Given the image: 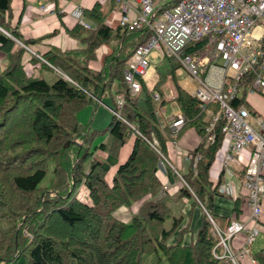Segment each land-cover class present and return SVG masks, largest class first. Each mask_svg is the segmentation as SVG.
Wrapping results in <instances>:
<instances>
[{"label": "trees", "instance_id": "1", "mask_svg": "<svg viewBox=\"0 0 264 264\" xmlns=\"http://www.w3.org/2000/svg\"><path fill=\"white\" fill-rule=\"evenodd\" d=\"M108 2L83 9L93 27L77 22L68 29L80 43L77 48L46 51L40 56L46 74H27L22 59L27 49L21 44L33 41L11 26V0H0V50L6 56L0 65V264H232L215 232V226L225 229L230 217L213 208L217 195H227L218 192L209 175L224 137L222 113L210 127L219 101L201 106L181 87L175 73L181 64L172 54L159 58L152 84L141 78V88L131 93L123 70L150 31L112 25L115 0ZM215 40L207 34L180 52L204 58L198 62L202 76L217 62L218 56L206 51ZM102 46L109 50L93 68L89 61ZM169 80L175 91L165 98ZM249 83L241 82L244 89ZM117 94L123 98L120 106ZM106 95L112 110L107 124L92 127L91 118L81 123L77 112L88 103L95 107ZM167 101H174L185 118L175 133L158 118V108ZM230 103L256 114L244 90ZM188 127L200 141L182 169L163 157L167 141L179 139ZM131 136L132 149L108 182L106 174ZM160 161L169 181H179L173 193L158 175ZM185 198L191 209L202 211L187 240ZM134 203L128 219L114 215L118 207ZM241 203V197L234 198L233 210L239 211ZM262 248L255 253L259 264H264Z\"/></svg>", "mask_w": 264, "mask_h": 264}, {"label": "built area", "instance_id": "2", "mask_svg": "<svg viewBox=\"0 0 264 264\" xmlns=\"http://www.w3.org/2000/svg\"><path fill=\"white\" fill-rule=\"evenodd\" d=\"M109 0H96L100 4ZM117 11L112 10V25L141 28L147 27L150 37L145 43L138 44L127 60L123 70L124 79L131 93L141 88V78L145 74L150 57L172 54L180 62V67L187 69L192 80L196 81L194 94L201 106L213 100L219 101V110L214 114L210 127L220 113L225 117L222 126L223 159L221 177L216 185L220 194L233 198L241 197L249 207L248 219L239 220L231 217L226 228L215 226L218 236L217 245L224 248L223 255L235 261L234 252L228 239L235 233L245 231L246 242L252 243L261 230L259 216L264 212V117H257L256 125L248 121L252 114L245 106H233L230 99L240 95L260 93L264 96V0H115ZM52 6V5H51ZM48 5L41 7L43 11ZM82 6H75L72 14L82 23ZM257 30V32H255ZM207 34L216 36L214 43L206 46L217 56V62H211L204 76L200 74L198 62L202 56L192 59L181 55L183 47L201 39ZM27 50L28 47L21 44ZM242 47L245 50H242ZM249 79L245 86L241 82ZM157 98L158 94L155 93ZM123 98L116 95V106ZM185 118L178 110L170 122L174 133L181 127ZM209 128V127H208ZM212 135L208 139H212ZM167 144L173 149L175 158H191L188 150H183L178 139H171ZM248 149V157L241 170L239 183L233 182L236 172L233 165L239 163L241 151ZM199 155L194 156V162ZM163 159L167 160L166 157ZM164 188L169 189L165 184ZM243 252L247 250L243 247ZM214 252V249H213ZM264 254V247L262 248ZM251 264H259L256 259Z\"/></svg>", "mask_w": 264, "mask_h": 264}, {"label": "crops", "instance_id": "3", "mask_svg": "<svg viewBox=\"0 0 264 264\" xmlns=\"http://www.w3.org/2000/svg\"><path fill=\"white\" fill-rule=\"evenodd\" d=\"M96 0H85V8H91ZM109 2H104L103 5H108ZM49 6L46 11H43L41 7ZM52 5V6H51ZM76 5H73L72 0H11V26H17L19 32L22 34L24 39L33 41L29 44L28 50H25L23 53V64L24 69L27 74H46L47 68L41 63L40 56L46 51L57 48L60 50L75 49L80 43L68 33V29H71L77 22L80 23L72 14L73 8ZM79 6V5H78ZM83 24L90 25L93 27V22L83 17L81 20ZM86 21L87 24L84 22ZM102 50L101 53L98 50ZM108 47L102 46L96 50V57L89 61V65L93 68H99L101 65V56L103 53L108 51ZM6 61V56L3 51L0 50V65ZM186 69V68H185ZM182 71L181 67L176 68V76ZM187 71V69H186ZM155 79V78H154ZM193 81L189 76L187 71V77L184 80H178L177 82L181 87H183L188 92H191L195 85L192 84ZM153 83V82H152ZM151 83V84H152ZM174 86V85H173ZM175 91V89H174ZM174 94V93H173ZM171 95L170 97H172ZM169 97V98H170ZM250 105L256 111L255 116L264 117V96L260 93H253L246 95ZM173 104L174 101H171ZM176 105V104H175ZM178 111L177 106L174 108L172 114L169 115V118L163 123L171 122L174 114ZM134 141V136H131L128 141H126L119 149L117 162L112 165L108 171L112 176L117 166L122 163L129 155ZM200 141V135L193 127H188L182 133L178 139L179 145L183 150L193 149ZM167 154L166 159L171 162L174 167L185 169V163L187 160L183 157L180 161L175 158V153L173 152L170 144L166 143ZM223 152H224V146ZM218 151V150H217ZM217 153V152H216ZM216 157V156H215ZM241 158L239 163L233 165V169L236 172V176L233 178V182L237 185L239 183V177L241 175V170L245 161L248 157V149H243L241 151ZM222 159L221 158V167L217 173L216 179L219 176V173L222 168ZM215 160V159H214ZM214 162V161H213ZM213 164V163H212ZM162 161L159 162L158 166V175L162 183L169 185V192L173 193L179 186V181L175 180L170 182ZM212 166V165H211ZM211 169V167H210ZM107 173V174H108ZM210 175V170H209ZM211 179V178H210ZM215 179V180H216ZM213 180V181H215ZM186 202L183 210L186 213V218L189 217V228L190 231L186 232V239L190 237L196 231L199 223L201 221L202 211L199 207L195 206L191 209L190 203L184 199ZM234 198L230 196H221L217 195L214 199V211L220 214H224L239 220H247L249 207L247 202H243L239 206V211L233 210ZM190 214V215H189ZM185 222V221H184ZM258 223L261 225V230L264 234V212L259 216ZM258 234V235H259ZM257 235V236H258ZM256 236V237H257ZM256 239V238H255ZM254 239V241H255ZM254 241L252 243L246 242V232L241 231L233 234L229 239L228 243L232 251L234 252L235 261H232V264H251L252 259H256V251L264 247V243L259 246H254ZM243 247H246L247 250L243 252Z\"/></svg>", "mask_w": 264, "mask_h": 264}, {"label": "rangeland", "instance_id": "4", "mask_svg": "<svg viewBox=\"0 0 264 264\" xmlns=\"http://www.w3.org/2000/svg\"><path fill=\"white\" fill-rule=\"evenodd\" d=\"M96 2V1H95ZM73 5L76 6H86L85 0H72ZM110 4H108L109 6ZM84 9V8H83ZM113 11H117L116 15L114 16L115 19L119 17V12H118V3L115 2L114 4V9ZM85 17L83 10H82V19ZM86 24L87 22L84 21ZM257 32V30H255ZM242 50H245L242 47ZM101 49L98 50L99 53H101ZM160 57H150V64L143 75L144 80L146 83L151 84L154 81L155 78V64L158 62ZM182 71L177 74V79L178 80H184L187 77V71L184 67H181ZM193 85H196V81L193 80L191 81ZM116 83L113 84V88L115 87ZM174 93V86L173 83L169 80L165 83L164 85V97L169 98L171 95ZM105 100L99 101L97 105H92V103H88L84 105L78 112H77V118L81 123H87L90 118L91 121L90 124L92 127L96 128H103L107 122L109 121L112 110L111 107H109V103L107 101L110 100V98L106 95L104 96ZM176 107L175 104H173L171 101L165 102L161 107L158 108V118L160 123H163V121L167 120L169 118V115L172 114L174 108ZM258 116H253L250 115L248 117V121L256 125L255 120ZM100 139V138H99ZM97 141H100V140ZM223 156V147H220L216 153L215 160L211 166L210 169V178L212 180L216 179L217 173L221 167V158ZM111 173V171H110ZM110 173L106 174V179L108 182H111L112 176ZM83 193V192H82ZM137 207V203L132 204L129 208L126 206H120L117 209L114 210V215L117 217H120L124 220L128 219L131 212L134 211ZM188 239V238H187ZM186 239V240H187ZM264 243V234L261 232L255 239L254 241V246H259Z\"/></svg>", "mask_w": 264, "mask_h": 264}]
</instances>
